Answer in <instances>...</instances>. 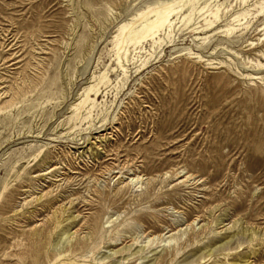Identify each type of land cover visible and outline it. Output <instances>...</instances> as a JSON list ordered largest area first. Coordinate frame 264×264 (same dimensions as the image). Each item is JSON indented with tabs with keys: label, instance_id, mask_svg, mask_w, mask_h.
Returning <instances> with one entry per match:
<instances>
[{
	"label": "rangeland",
	"instance_id": "374dc122",
	"mask_svg": "<svg viewBox=\"0 0 264 264\" xmlns=\"http://www.w3.org/2000/svg\"><path fill=\"white\" fill-rule=\"evenodd\" d=\"M263 25L264 0H0V264H264Z\"/></svg>",
	"mask_w": 264,
	"mask_h": 264
},
{
	"label": "bare ground",
	"instance_id": "6f19581e",
	"mask_svg": "<svg viewBox=\"0 0 264 264\" xmlns=\"http://www.w3.org/2000/svg\"><path fill=\"white\" fill-rule=\"evenodd\" d=\"M173 5V4H172ZM174 9V8H173ZM172 9V10H173ZM171 11V10H170ZM159 12V11H158ZM169 12V11H168ZM167 11H164L163 13L159 14L158 17L151 22V26L149 28L150 33L148 34L149 36H154L156 35V33L164 26L165 21H167V19L169 18V16L171 15L170 13H168ZM216 17H218V15H216ZM140 20V19H139ZM138 20V21H139ZM142 20V19H141ZM153 20V19H152ZM170 20V19H168ZM168 22V21H167ZM134 23V22H133ZM136 23V22H135ZM138 23V22H137ZM170 23V22H169ZM136 25V24H135ZM138 25V24H137ZM146 26V25H145ZM133 27V26H132ZM131 28V27H130ZM264 28V25H263ZM126 30V27L125 29ZM131 30V29H130ZM122 32V31H121ZM160 32V31H159ZM158 32V33H159ZM157 33V34H158ZM127 36V35H126ZM124 34H123V38H124ZM143 38V37H142ZM122 42V41H121ZM123 45V42L121 43ZM135 178H133L134 180Z\"/></svg>",
	"mask_w": 264,
	"mask_h": 264
}]
</instances>
